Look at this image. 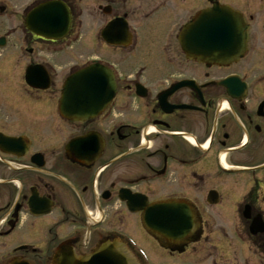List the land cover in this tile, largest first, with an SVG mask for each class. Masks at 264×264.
Here are the masks:
<instances>
[{"label":"flooded vegetation","instance_id":"1","mask_svg":"<svg viewBox=\"0 0 264 264\" xmlns=\"http://www.w3.org/2000/svg\"><path fill=\"white\" fill-rule=\"evenodd\" d=\"M42 1L0 0V264H52L63 245L86 257L115 241L138 264H264V230H249L264 225V0H234L248 38L225 66L190 60L179 43L211 0H89L86 13L82 0H57L71 13L61 41L24 28ZM85 18L90 56L68 73L101 64L115 93L75 122L59 109L68 73L57 58ZM168 202L201 219L182 250L142 227V209Z\"/></svg>","mask_w":264,"mask_h":264},{"label":"water","instance_id":"2","mask_svg":"<svg viewBox=\"0 0 264 264\" xmlns=\"http://www.w3.org/2000/svg\"><path fill=\"white\" fill-rule=\"evenodd\" d=\"M212 8L200 12L180 34L182 51L190 60L207 65L235 62L244 51L247 38L241 15L218 0ZM25 26L45 39L63 38L69 26L68 12L61 4L43 3L26 17ZM112 77L96 66L73 73L63 85L60 110L68 120H87L99 114L114 95ZM78 141L70 144L74 149ZM143 227L160 246L182 248L196 241L200 219L187 204L161 203L142 209ZM248 211L244 216L247 218ZM264 226L254 221L251 233L262 232ZM52 264H138L123 243L103 242L87 257L75 256L64 245L57 250Z\"/></svg>","mask_w":264,"mask_h":264},{"label":"rangeland","instance_id":"3","mask_svg":"<svg viewBox=\"0 0 264 264\" xmlns=\"http://www.w3.org/2000/svg\"><path fill=\"white\" fill-rule=\"evenodd\" d=\"M196 4H195V8L198 6H200L201 2L199 0H195ZM28 1H25L21 4H27ZM227 5L232 7V8H235L236 4L234 2V0H227ZM20 4V5H21ZM81 5H82V8L84 9L83 12L86 13V10L87 12L89 11L90 9V2L89 0H82L81 1ZM82 34V41L81 42H78V44L74 45L67 53L66 55L64 56V58H57V63L59 62L62 69H63V73H68V70H69V65L71 64H76V63H81L83 62L85 59H87L89 56H90V52H91V46H90V23H89V18H85V22H84V26L82 27V29L80 30V32H76V34ZM79 54L82 55L81 58H79ZM62 73V75H63ZM225 213H227L228 211H224ZM230 212H233L232 210ZM205 213H208V214H220L221 211H216V210H213V211H205ZM224 214V213H222ZM231 215L230 213L227 214V216ZM208 216V215H206ZM142 245H143V242L141 241L140 242ZM141 245V246H142ZM144 246V245H143ZM261 259H264L263 257H258L256 258L257 262Z\"/></svg>","mask_w":264,"mask_h":264}]
</instances>
